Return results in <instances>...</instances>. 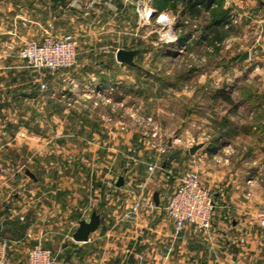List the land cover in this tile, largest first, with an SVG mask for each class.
Returning a JSON list of instances; mask_svg holds the SVG:
<instances>
[{
    "label": "rangeland",
    "instance_id": "1",
    "mask_svg": "<svg viewBox=\"0 0 264 264\" xmlns=\"http://www.w3.org/2000/svg\"><path fill=\"white\" fill-rule=\"evenodd\" d=\"M74 1L67 19L59 10H38V18L53 25L41 27L35 40L14 35L10 44L28 67L21 57L26 44L69 36L76 59L56 71L28 67L31 106L21 110L24 119L16 123L11 142L15 147L0 156V219L25 221L34 206L43 210L47 195L49 202L56 201L64 181H98L108 194L102 199L111 200L108 188L117 190L120 178L128 189L116 195L117 208L129 204V220L136 221L146 201L145 187L150 203L151 193L164 189L166 213L167 199L184 172L195 171L207 187L202 172L207 156L217 174L224 164L227 173L237 174L236 186L247 197L244 217L250 227L259 224L264 213V0H214L197 15L182 0ZM150 11L155 13L149 16ZM160 15L167 24L158 22ZM119 49L138 51L135 66L117 61ZM245 53L249 57L241 60ZM221 90L230 101L218 95ZM17 94V88L5 91V98ZM195 146L208 148L202 160L191 154ZM27 172L42 185H34ZM76 222L70 220L69 227ZM11 241V262L25 264L32 244L17 247Z\"/></svg>",
    "mask_w": 264,
    "mask_h": 264
},
{
    "label": "crops",
    "instance_id": "2",
    "mask_svg": "<svg viewBox=\"0 0 264 264\" xmlns=\"http://www.w3.org/2000/svg\"><path fill=\"white\" fill-rule=\"evenodd\" d=\"M74 3V0H66V6H62L52 0H0V156L8 151V147H15L11 142L16 123L23 122L21 110L31 106L32 71L9 48L14 35L35 40L41 27L53 25L51 20L42 22L38 10H59L62 19H67ZM66 33L70 34L69 29ZM15 88L17 96L6 100L5 91L12 92ZM28 139L31 141L30 135ZM28 149L30 151V147ZM203 152H208V148L197 151L195 158L202 160L200 155ZM204 159L209 162L202 170L206 172L204 185L212 192L216 203L210 232H194L188 226L176 233L173 221L163 210L164 189L151 193L153 199L150 203L144 186L142 194L144 192L146 201L140 206L136 221L132 222L127 210L129 204L124 205L123 210L117 208L118 196L128 189L126 182L121 187L116 182L114 192L108 188L113 199L107 202L102 197L106 199L108 194L102 193L98 181L76 180L61 182L60 194L53 203L49 202L47 191L46 208L44 206L42 210L34 206L25 215V221L21 222L18 217L9 223L0 219V235L10 243L15 240L13 244L16 243L17 247L23 242L32 246L41 242L52 250L56 264H264V233L257 221V225L248 226L250 221L244 217L243 204L247 197L241 195V185L236 186L237 174L227 173L230 169L226 164L225 168L220 166L217 174L210 159L207 156ZM208 174L214 179L207 180ZM35 178H31L34 185L42 183ZM135 187L140 188V185ZM156 193L159 205L154 201ZM45 212L46 216L43 215ZM94 213L100 218L97 228L89 233L86 241H76L74 236L80 222L90 220ZM43 219L44 226L42 223L40 226ZM72 219L77 220L75 227H69ZM12 250H15L14 246L10 252Z\"/></svg>",
    "mask_w": 264,
    "mask_h": 264
},
{
    "label": "built area",
    "instance_id": "3",
    "mask_svg": "<svg viewBox=\"0 0 264 264\" xmlns=\"http://www.w3.org/2000/svg\"><path fill=\"white\" fill-rule=\"evenodd\" d=\"M154 13L150 11L149 16ZM158 22L167 24L164 15L159 16ZM24 47L21 57L27 60L28 67L56 71L75 63L76 53L69 36L60 41H45L43 44L29 42ZM165 210L173 221L176 233H181L188 226L194 232H210L216 203L212 192L202 185L198 174L186 171L179 176ZM259 226L264 233V213L259 216ZM10 251V241L0 235V264H14L9 258ZM25 264H56V260L52 250L40 242L28 250Z\"/></svg>",
    "mask_w": 264,
    "mask_h": 264
},
{
    "label": "water",
    "instance_id": "4",
    "mask_svg": "<svg viewBox=\"0 0 264 264\" xmlns=\"http://www.w3.org/2000/svg\"><path fill=\"white\" fill-rule=\"evenodd\" d=\"M65 1L66 0H52V2H54V3L60 2L62 4V6H66ZM137 54H138L137 50L119 49L116 52V59L120 63H125V64L130 65V66H135L134 58ZM249 55H250L249 53H245L241 57V60L248 58ZM198 149H199V146H195V147L191 148L190 149L191 154L196 153V151ZM27 174L32 179H36L32 173L27 172ZM123 184H124V180H123V178H120L117 182V186L121 187ZM154 201L157 205H159L158 193H156L154 195ZM99 220H100L99 216L96 215V213H94L90 220L80 222L79 229H78L77 233L75 234L74 239L76 241H86L88 239L89 233L97 228V226L99 224ZM0 233H1V225H0Z\"/></svg>",
    "mask_w": 264,
    "mask_h": 264
},
{
    "label": "trees",
    "instance_id": "5",
    "mask_svg": "<svg viewBox=\"0 0 264 264\" xmlns=\"http://www.w3.org/2000/svg\"><path fill=\"white\" fill-rule=\"evenodd\" d=\"M173 2L178 0H172ZM184 4L189 9L190 13L193 15H197L200 13V9L204 7L205 9H210L212 7L214 0H182ZM218 95L226 101H230V99L226 96L223 90L219 91Z\"/></svg>",
    "mask_w": 264,
    "mask_h": 264
},
{
    "label": "bare ground",
    "instance_id": "6",
    "mask_svg": "<svg viewBox=\"0 0 264 264\" xmlns=\"http://www.w3.org/2000/svg\"><path fill=\"white\" fill-rule=\"evenodd\" d=\"M163 20L162 21H165V19L164 18H162Z\"/></svg>",
    "mask_w": 264,
    "mask_h": 264
}]
</instances>
